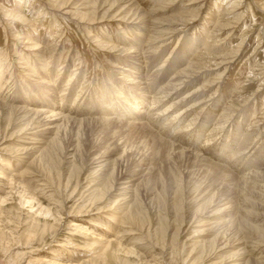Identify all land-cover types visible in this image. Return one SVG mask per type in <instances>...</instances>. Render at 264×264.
<instances>
[{
  "label": "rangeland",
  "instance_id": "rangeland-1",
  "mask_svg": "<svg viewBox=\"0 0 264 264\" xmlns=\"http://www.w3.org/2000/svg\"><path fill=\"white\" fill-rule=\"evenodd\" d=\"M221 261L264 264V0H0V263Z\"/></svg>",
  "mask_w": 264,
  "mask_h": 264
},
{
  "label": "bare ground",
  "instance_id": "bare-ground-1",
  "mask_svg": "<svg viewBox=\"0 0 264 264\" xmlns=\"http://www.w3.org/2000/svg\"><path fill=\"white\" fill-rule=\"evenodd\" d=\"M116 3V2H115ZM55 4V3H54ZM61 6H63V5H61ZM60 6V7H61ZM77 15V14H76ZM14 16V15H13ZM16 19V18H15ZM141 32V31H140ZM139 32V33H140ZM142 35V34H141ZM139 36V35H138ZM139 39H141L140 37H138ZM133 40H136V42L137 41H139V40H137V39H133ZM132 41V40H131ZM133 42H135V41H133ZM135 42V43H136ZM140 42H141V40H140ZM129 48H131V47H129ZM132 49H133V47H132ZM136 49H138V48H136ZM126 50V49H125ZM129 50V49H128ZM135 50V49H134ZM133 50V51H134ZM138 51V50H137ZM141 53H143V52H141ZM121 54V53H120ZM131 54L132 53H130V56H131ZM134 54V53H133ZM126 56H127V54H125ZM146 56H147V54H145ZM144 55V56H145ZM136 56L137 57H139L140 56V54L139 53H137L136 54ZM124 57V56H123ZM129 57V56H128ZM137 57H132L133 59H134V63L132 62H130V65H127V67H128V69L129 70H127L130 74H129V76L128 75H126L125 76V78L126 79H128V80H130L129 82H128V86L129 87H134V85H138V86H141L142 84H145V82L144 83H142V81L144 80V77H145V75L141 72V67L140 66H138L136 63H139V61L137 60ZM125 59V58H124ZM130 59V58H129ZM132 60V59H131ZM128 62H129V60H127ZM126 61V62H127ZM145 63V62H144ZM147 63V62H146ZM146 65V64H145ZM144 69H145V67H144ZM124 71V70H123ZM134 71V72H133ZM139 72H141V74H139ZM139 75H141V76H139ZM156 76H157V74H156ZM126 81V80H125ZM124 81V82H125ZM123 82V81H122ZM127 82V81H126ZM126 84V83H125ZM146 85H147V83H146ZM145 85V86H146ZM50 86H52V85H50ZM148 86H149V84H148ZM148 86H147V89H148ZM141 91H143V92H145L144 90L145 89H140ZM174 90V89H173ZM120 94H122V93H120ZM120 96V95H119ZM7 97V96H6ZM145 97H147V96H145ZM148 97H150V95L148 96ZM117 98H120V97H117ZM153 101H155L154 100V98L151 96L150 97ZM132 99H135V97H132ZM143 99L144 98H142V100L141 101H143ZM46 100V99H45ZM137 103H139V102H137ZM151 103V102H150ZM51 105V104H50ZM126 106H129L128 104H126ZM51 107H52V105H51ZM20 108V107H19ZM23 110H24V112H25V117H23L24 118V120H26L25 122H27V118H31V116L33 115H35L36 116V114L35 113H37V112H35V110H33V109H25V108H22ZM21 109V110H22ZM42 110V109H41ZM132 110H136L135 108H133ZM168 111V110H167ZM40 112V111H39ZM126 112V111H125ZM123 112H121V114H122ZM39 114H41V113H39ZM39 114H38V116H39ZM44 114H45V110H44ZM43 114V111H42V115H44ZM46 114H49L48 116H44L43 117V120H44V123L43 122H40V121H38V122H40L42 125L40 126V127H38V128H34L35 129V131H33L34 133H32V136H31V138H27V139H25L26 140V143H23V145H18V149H16V152H17V154L21 157V160H27V159H29V158H31L33 155H35V154H39V153H41L42 152V149H44L43 148V146L46 144V142L47 141H44V139L46 138L45 137V135H53V133L56 131V128H57V123L59 122V121H63L64 119H66V118H68V117H64L60 112H55L53 109H51V111H48V112H46ZM33 120H34V118H33ZM107 120H109V119H107ZM30 121V120H29ZM28 121V122H29ZM36 121V120H35ZM112 121V120H111ZM31 122V121H30ZM29 122V123H30ZM110 122V121H109ZM114 122V121H113ZM118 123V122H117ZM115 124H116V122H115ZM119 124V123H118ZM37 125V124H36ZM40 125V124H39ZM60 125V124H59ZM28 126H30V124L28 125ZM129 126V125H128ZM26 127H27V125H26ZM58 128H59V126H58ZM38 129H40L39 131H38ZM58 131H59V129H58ZM44 132V133H43ZM39 133H43L42 134V136L41 137H37V136H34V135H36V134H39ZM24 134H25V132H24ZM25 137V136H24ZM42 138H43V140H42ZM25 142V141H24ZM249 144V143H248ZM47 145V144H46ZM55 145V144H54ZM57 145V144H56ZM52 146V145H51ZM57 148V147H56ZM185 150V149H184ZM72 151H74V150H72ZM44 152V151H43ZM75 152V151H74ZM46 153V152H45ZM70 154V153H69ZM72 155V154H71ZM67 158H69V156H66ZM71 157V156H70ZM72 158V157H71ZM100 158V157H99ZM36 158L33 156V159L32 160H35ZM38 159V158H37ZM97 160H99L98 159V157H97ZM96 160V161H97ZM103 160V159H102ZM107 160V159H106ZM101 161V160H100ZM103 161H105V160H103ZM108 161V160H107ZM106 162V161H105ZM102 163V162H101ZM98 164V163H97ZM104 167H105V165H103ZM101 167V166H100ZM103 168V167H102ZM99 169V168H98ZM255 173V172H254ZM135 174V173H134ZM257 175V174H256ZM138 179V178H137ZM136 179H135V176H131V177H126V178H122L121 177V179L118 181V184H117V188H116V190H117V192H119L117 195H118V199L115 201V203L114 204H125L126 203V201L127 200H129V197H128V195L132 192V187H133V182L135 181ZM11 181V180H10ZM19 185L21 186V188H22V191H23V189H26L25 188V186H24V184H23V182H21V181H19ZM116 194V193H115ZM114 194V195H115ZM33 195V194H32ZM116 195V196H117ZM101 198V197H100ZM131 198V197H130ZM31 199H32V201L34 200V197H31ZM97 200V199H96ZM129 202V201H128ZM127 202V203H128ZM25 203H28V201H26ZM97 203V202H96ZM226 205V204H225ZM111 210V209H110ZM116 210L117 211H119V210H121V208L120 207H118V208H116ZM49 213V211H48V209L47 210H44V209H40V212H39V214L40 215H46V214H48ZM115 214V213H114ZM110 246V245H109ZM225 246V245H224ZM221 247V246H220ZM219 247V248H220ZM222 248V247H221ZM224 249V248H223ZM223 249H219V251H221V250H223ZM131 252H128V253H126V254H130ZM237 254V253H236ZM102 256L101 257H105V251H104V253H102L101 254ZM238 255H241V253L239 252L238 253ZM105 259V258H104ZM104 259H102V261L104 262ZM241 260V258L239 259V261ZM1 264V263H0ZM212 264V263H211ZM218 264H227L226 262L225 263H223V261H221V262H219ZM232 264H236V262L235 263H232ZM237 264H239V263H237Z\"/></svg>",
  "mask_w": 264,
  "mask_h": 264
}]
</instances>
